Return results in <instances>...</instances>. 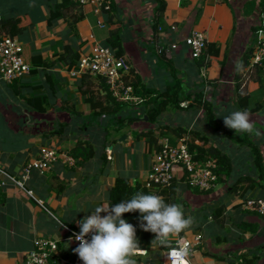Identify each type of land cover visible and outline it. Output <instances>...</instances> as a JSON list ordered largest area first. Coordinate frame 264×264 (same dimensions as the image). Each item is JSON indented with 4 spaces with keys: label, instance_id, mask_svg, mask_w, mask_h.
Returning a JSON list of instances; mask_svg holds the SVG:
<instances>
[{
    "label": "crops",
    "instance_id": "obj_1",
    "mask_svg": "<svg viewBox=\"0 0 264 264\" xmlns=\"http://www.w3.org/2000/svg\"><path fill=\"white\" fill-rule=\"evenodd\" d=\"M62 1L43 0L38 7L31 5L27 9L26 16L19 25H14L11 29L0 25V39L5 35H10L6 33L7 31L15 32L23 28V34L14 37L19 38L24 46L28 44L34 52L40 53L44 59L54 63V66L44 70L48 71L51 78L55 80L61 100L72 102L78 99L80 101L77 110L82 111L84 116L91 114L90 107L81 105L88 102L90 93H82L79 85L80 78H70L67 74L71 68L55 62L56 56L63 54L67 45L73 46L82 55L87 54L96 44L106 45L111 31L122 26L125 37V54L131 58L134 70L145 85L172 91L177 82L184 83V88L182 85L179 93L180 99H183V96L186 98L190 95L189 91H186V86L189 84L188 76L197 73L199 78H194L198 80L195 83L200 85V94L204 95V100H213L214 113L217 117L223 118L222 123L224 122L223 116L229 115L233 111L245 109L250 111L254 125L261 135L257 137L247 134L248 138L261 150L264 167V64H255L251 59L247 68L240 70L239 73L236 69L237 63L241 61L244 54H253L258 45V30L261 16L264 13V0H165L167 7L162 13L164 31H169L171 25H176L178 31L174 36L181 40L192 31L202 32L205 35L208 42L205 52L206 65L201 69L195 67V61L191 60L185 47L177 50L175 58L168 62L165 61L166 55H161L159 52L158 46L163 43L160 42L159 45L156 39L154 41L147 40L150 32L145 29L147 26L145 18L148 17L145 13L149 5L147 3L143 5V0H115L118 9H121L125 16L124 22L116 25H108L103 15H95L92 6L83 8L69 6L62 10V16L59 19L52 20L50 17L52 9ZM153 8L155 7L152 4ZM80 12L83 20L77 23L76 30L73 31L70 22L77 19ZM11 18L17 19L12 16L5 18L0 13V20ZM99 21L103 22L105 27H100ZM211 43L216 44V48L219 50V54L216 56L210 55L208 51ZM160 61H163V64ZM183 73L188 76H183ZM29 77L36 85L43 81L40 73ZM93 82L94 85L90 87L91 93L99 96V84L97 81L93 80ZM90 88L85 87L86 90ZM33 94L36 98L45 95L43 91ZM9 98L11 99V96ZM72 105L77 106V103L73 102ZM35 106L32 107L40 111L38 103ZM12 111L15 110L12 109ZM12 111L11 109L6 111L0 104V113L2 112L3 115L6 113L8 116H15ZM201 111L206 112L202 105H200L199 112L201 113ZM196 112L198 110L190 114L194 116ZM21 113L25 114L23 110ZM171 113L172 111L167 112L169 116ZM187 115L180 117L181 122L187 119ZM162 116L164 115L162 114ZM11 117L5 118L9 121L5 125L0 124L4 125V129L0 128V162L11 176L19 177L24 165L38 157L44 140L42 134L30 136L18 133L17 131L22 125L15 124V120ZM169 118L167 117L168 120ZM163 120L164 117L161 121L159 120L158 125L170 126V122L169 124L163 123ZM3 123L5 122L3 121ZM222 123L220 124L225 130L235 132ZM145 128L144 122L132 123L124 128L125 135H128V147L133 148L136 143L131 138V133L133 131L140 133ZM89 132L93 131L89 129ZM167 133L164 136H169L173 140L179 139L173 133ZM56 141H53L55 146L68 153L77 142L75 138L62 141L56 139ZM53 142L49 141V143ZM145 144L147 149L145 151L150 153L149 161L139 159L137 169L128 158L121 160L111 144V147L109 146L107 149L112 151V160L107 159L109 162H105L103 174L100 173V160L96 158L87 163L85 167H76L74 170H69L71 168L59 162L45 174L35 172L31 180L26 183L25 189L11 182L6 189L0 192V264H22L25 255L34 249L35 240L42 237L58 243V250L53 255V264H83L78 254L73 251L76 245L68 239V234L63 227L66 226L79 232V222L84 217L91 215L95 207L109 205L107 195L119 175L126 173L127 176L136 178L145 185L155 154L150 150L151 146ZM237 153L243 154L239 155L241 161L238 164L236 162V166H240L241 170L235 168L234 177L247 176L249 181L257 182L255 188H248L247 195L252 196L257 193L264 199V185L262 186V182L259 180L260 168L256 166L254 159L244 161L243 150H238ZM243 171L245 173L241 175ZM221 189L220 191H222ZM29 191L32 192V195L27 193ZM232 211L237 215H233L235 221L243 217L244 221L258 224V234L239 233V237L242 235L243 242L240 241L242 244L239 242L240 245L233 249H230L228 242L216 245H227L225 251L215 249L211 240L208 241L206 238L209 252L212 254L199 253L193 257L194 259H191V264L233 263V255L228 256L227 254L233 252L234 255H240L239 253L242 251L247 253L248 263L264 264V218L254 213L247 216L242 209H233ZM101 215H106V213ZM62 225L64 226L61 227ZM225 227L228 228V231L232 228L229 225H225ZM217 230L215 232L219 233L220 231ZM192 232L194 231H188V233ZM233 233H236L232 235L233 239L238 240V233L236 231ZM180 235L182 236L183 233ZM153 237L155 239L154 233ZM209 237L213 238V236ZM147 250L154 254L155 258H159L161 261L166 260L165 250L156 242L144 251ZM218 252L223 254L220 255ZM139 255L136 257L137 264L147 263Z\"/></svg>",
    "mask_w": 264,
    "mask_h": 264
},
{
    "label": "trees",
    "instance_id": "obj_2",
    "mask_svg": "<svg viewBox=\"0 0 264 264\" xmlns=\"http://www.w3.org/2000/svg\"><path fill=\"white\" fill-rule=\"evenodd\" d=\"M110 1V10H104L102 15L108 25H116L120 22L119 18H117L118 16H120V11L115 0ZM143 3H151V5L153 4L155 7L154 12L157 18H155V21L152 24V30L156 32L159 27V17L163 12H165L167 3L165 0H143ZM69 6L77 7L74 4L70 3L68 0H63L61 3L57 4L56 7L51 11V19H59L62 16V10ZM82 20L83 16L80 12V16H78V18L74 21L70 22V25L73 27V31L76 30L77 23ZM20 22L21 20L19 19L11 18L6 20H0V25L9 27L11 29L12 26L19 25ZM23 31L24 29L21 28L20 30H17L15 32L10 31L9 34L11 36H18L23 34ZM124 42V28L122 26H119L115 30L111 31L106 46L114 50L116 56L123 57L125 55ZM216 47L217 45L214 43L209 44L208 51L210 55L216 56L219 54V50ZM253 54H244L243 58L239 62L243 65V69L247 68L250 65V60L252 59ZM23 56L27 63L33 67L31 75L40 73L42 74L43 81L40 84L36 85L30 80V77L28 76L21 80H17L12 84L3 83V86L0 87V104L2 108L6 111H9V109H11V111L12 109L15 110L12 111L15 116L11 117L10 115L8 116L6 113L5 115H3L1 112L0 124L5 125L7 122H9L5 119L6 117L8 119L10 117L13 118V120H15V124L17 123L18 125H22L21 128L19 127L20 129L17 131L18 133L30 136L42 134L44 140L43 146L50 145L49 141L53 136L57 139H60L61 141L75 138L77 140L76 145L70 151L69 154L76 160V164L73 168L69 170H74L76 167H85L87 163L97 158L98 160H100L99 162L101 174H103L105 171V162H109L106 157L107 146H105L104 144H106V142H110L111 144L115 142L117 134L119 135V137L125 135L126 132L124 128L129 126V124L136 122L145 123V130H142L135 140H139L140 137H142L145 143L149 144L152 148V151H155V153L160 150L159 141L161 138L164 137L165 132H171L178 138L187 137L189 149L193 154L194 159L200 162L215 159L218 163V169L216 172L219 176H221L219 178L218 183L226 184L227 182H230L231 184L230 186L227 185L228 194L224 204L213 213L214 220L211 223H207V225L203 228L205 238H209L216 245L228 242L227 244H229L230 249H233L234 247L240 245V241L243 242V239L241 238L242 235L241 237H239V233L243 234L244 232H251L253 234H258L259 225L253 222L244 221L243 217H241V219L235 222L234 225L238 230L237 239L239 241L233 239L234 236L231 235V231H228L229 233L226 234H218L215 232L216 229H221L225 226L223 222L226 219V206H228L227 203L232 201L238 195V187L242 183L249 181V177L247 176H241L234 181V164L232 156L225 152V150L219 148L217 143L211 142L206 135H202L200 132L192 133L182 127L172 128L170 126L162 127L165 132H161L162 128L157 127L158 121L164 111H173L174 109L180 108L179 93L182 89V85H180L179 82H177L172 91L170 89L161 90L153 88L145 85L141 77L134 70V68L131 69L132 75H130V77H132L131 83L135 89V93L138 96L144 98V102L139 107H137L136 105L118 103L116 99L112 96L109 86L107 85L105 78H103L102 76L94 77L91 75L83 74L80 77L79 85L83 94L90 93V98L88 102L90 103L89 107L91 109V114L89 116H84L83 112L75 109L74 105L69 106L67 101H63L59 98L55 80L51 78L52 76L48 71L44 70L46 68L54 66V63H51L50 60L44 59L40 53L34 52L31 46H29L28 44L27 46L26 44L24 46ZM81 56L82 54L80 52H77L73 46L67 45L65 46L64 53L56 56L55 62H58V64H62L65 67L69 66V68L74 69L75 67H77ZM194 61L196 68H203L206 65V54H204L200 59ZM239 71L240 70H237L238 73ZM93 80L97 81L99 84V96L95 95V93H91L90 87L94 85ZM86 86H88L90 89L86 90ZM38 91H43L45 95L30 100V94L36 93ZM8 96H11V99ZM203 98L204 95L200 94L198 96L196 95L195 100L198 101L199 104L202 105L205 111L208 113L209 125L215 130L222 131L224 136L231 139L234 143L241 146H246L251 150L253 158L255 160V164L258 168H260L259 170H261L259 180H262L261 185L263 186V157L259 147L248 138L247 133H244L243 135H238L232 130H225L224 127L220 124V122H218L217 116L214 113L213 100H204ZM20 99L24 101V104L25 102L30 101V103L35 106V104L38 103V109L40 111L35 110V108H28L26 107V105H24L27 108L26 113H28V115L30 116L32 115V119H46V121L44 122L45 124L39 122L35 124H29V116L21 113V109L16 108L15 106V101H20ZM12 101H14V103H12ZM139 108H142L141 110H144L146 112V118H143L141 112L139 113ZM64 117L67 118L65 119ZM95 118L99 119L95 120ZM104 118L111 120L109 121V125L112 126V130L107 131L106 134L103 135V142H97L96 146H94L92 142L88 139V137L92 139L93 135L91 134L90 136H86L85 134L89 133V129L94 130L95 127H100L101 124L103 126V121H105ZM62 119H65V121L62 122ZM3 121L5 123H3ZM4 125H0V128L4 129ZM50 125L52 129H49ZM119 125H121V127H119ZM70 126L71 129H69ZM29 128H31V130H29ZM47 130H50V132L47 133ZM171 142L173 144L175 143L174 141ZM249 182H252L250 188H255V186L257 185V182H255L254 180ZM189 189L190 188L188 186L182 185L178 183V181L173 180L172 184L166 188L158 187L154 190H151L147 189L146 186L143 185L138 179L121 174L116 178L114 185L112 186L107 195V199L109 201L108 203L114 206L115 204H118L124 200L130 199L136 192H143L145 194H158L162 196L167 203L181 204L184 208L186 202L183 198ZM195 191H198V193L200 194L213 192H201L198 189H195ZM247 194L248 192L244 193L243 202L233 204L235 209H241L243 203L246 202L248 199H260L262 197L259 196L257 193H254L252 196H247ZM243 211L247 216L249 214L253 215V212L245 210ZM254 214L257 215V213ZM123 218L126 219L129 223L136 226L137 236L139 238L142 249L146 250L148 247L153 246V233L145 232L140 227V213L138 211L133 213H125ZM207 220V217L203 219V221ZM196 229L198 230V228ZM209 236H213V238ZM162 249L168 251L167 248L162 247ZM207 254L212 253L208 251ZM227 255H233V258L231 257L233 263H236V259L242 256L234 255L233 252H230V254ZM240 260L241 261H239V264H251L250 262L248 263L249 260L246 255L243 256V258H241Z\"/></svg>",
    "mask_w": 264,
    "mask_h": 264
},
{
    "label": "built area",
    "instance_id": "obj_3",
    "mask_svg": "<svg viewBox=\"0 0 264 264\" xmlns=\"http://www.w3.org/2000/svg\"><path fill=\"white\" fill-rule=\"evenodd\" d=\"M68 1L79 8L92 6L97 16H101L104 10L109 11L111 8L110 0ZM98 25L105 27V24L101 21L98 22ZM157 30L156 41L158 44L160 42L163 43V45L159 44V52L162 53L163 51L161 46H167L168 49L164 53L167 58H169L172 52L179 50L181 45L188 50L192 60L200 59L206 52L208 42L202 32L192 31L186 38L181 40V38L174 36L178 31L176 25H171L169 31H164L162 26H159ZM258 37L259 42L252 59L255 64L263 65L264 13L261 16ZM23 53L24 44L19 38L5 35L0 39V82L12 84L31 75L33 67L27 63ZM131 69V63L126 57H118L110 47L96 44L92 47L90 53L82 55L77 67L73 69L75 72L73 75L102 76L105 78L112 96L118 103L140 106L144 102V98L135 93V89L130 81ZM171 141L175 143L173 144ZM159 146L160 150L154 154V161L145 183L147 189L166 188L172 184L173 180L190 188L194 187L201 192L213 191L216 188L220 178L216 172L218 169L217 161L215 159L205 162L195 160L189 149L186 137L171 140L169 136H164L160 139ZM107 154L108 160H112L109 151ZM59 162H62L69 168L74 167L76 164V160L68 152L59 150L51 145L41 147L38 157L24 165L19 177L11 176L0 162V192L6 189L11 182L25 189V185L31 180L33 173L45 174L51 171L53 166ZM27 193L32 195L31 191ZM243 209L264 217V199L248 200L243 204ZM64 229L68 234V239L78 247L79 242L74 239V234L79 232L66 226ZM177 239L190 244L192 249L190 261L195 257L196 253L206 254L209 251L206 238L199 231L192 233H188L187 231L183 233L182 236L180 235L174 239V245ZM156 243L159 245L158 242ZM57 250L58 243L56 241L45 237L38 238L34 242V249L25 255L22 264H53V255ZM165 252L167 255L168 251ZM142 253H145V251L140 254ZM162 262L163 264H167V257Z\"/></svg>",
    "mask_w": 264,
    "mask_h": 264
},
{
    "label": "rangeland",
    "instance_id": "obj_4",
    "mask_svg": "<svg viewBox=\"0 0 264 264\" xmlns=\"http://www.w3.org/2000/svg\"><path fill=\"white\" fill-rule=\"evenodd\" d=\"M41 2H43V0H0V13L5 18L12 16V17H16L17 19L23 21L25 16H26L27 9L29 7H31V5L35 6V7H38L41 4ZM147 4L149 6H147L146 13H145L148 16L147 18H145V23L147 25L145 27V29H147V31L150 32L149 38L147 37V40L151 39V40L154 41L155 39H157L156 38V33H157L158 30L156 32L153 31L152 30V26H153L152 24L154 23L155 18H157V17L155 15L154 8L152 9L151 3H147ZM143 5H145V4L143 3ZM119 11H120V16H118L117 18H119L121 23H123L124 20H125V16L123 15V12H122L121 9ZM162 20L163 19H162V14H161L160 17H159V20H158L159 26H162V23H163ZM6 33H9V32L7 31ZM158 47L160 48V46H158ZM161 47L163 48L162 53H160L162 55V54L165 53V51H167L168 48H167V46H161ZM181 47H183V46H181ZM91 51H92V49H91ZM175 52H172L170 54L169 58H166L165 61L171 62L175 58V56L177 54ZM124 57H126L130 61L132 69H133L134 66H133V62H132L131 58L129 56H127L126 54L124 55ZM149 62H150V60H149ZM160 62L163 64V61H160ZM151 64H153V62ZM74 73H75L74 70L70 69V70H68V74L67 75H69L70 78H73V79H77V78L81 77V76H76V75L74 76L73 75ZM183 76L186 77V76H188V74L183 73ZM188 77H189V84L186 86L187 87L186 91H189L190 95L188 97H186V98L183 96V99H180V101H179L180 102V108L174 109L172 111L173 114L171 113L170 116L167 114V112H169V111H164L163 112V115H164V116H162V117H164L163 123L169 124V122H170V126L172 128H180V127H182V128H186V130H188V131H190L192 133L193 132H200L202 135H206L207 138H209V140L211 142L217 143L219 148L225 150V152H227L228 154H230L232 156L233 164L235 165L234 170H235V168L236 169L238 168V170H241L240 166H238V165L236 166V162L238 164V162L241 161V158H239V155L241 156V154H243V153H239L238 154L237 152H238V150H243L244 151L243 159H244V161H246V160L254 159L251 150H249L246 147H242L241 145L238 146V144L234 143L231 139H229L226 136H224L222 131L215 130L209 125L208 113L207 112H203V111H201V113H200L199 112L200 111V104H199L198 101L195 100L196 99L195 96L196 95L197 96L200 95L201 91L199 89V87H200L199 83H195V81L198 82V80H196L194 77L199 78V76L196 73V74H191ZM130 81H132V77H131ZM183 84L184 83H180V85H183ZM2 86H3V82H0V87H2ZM183 88H184V85H183ZM34 98H36V96L34 94H30V100L34 99ZM76 98H77V96H76ZM79 101L80 100L75 99L72 102H68V104H69V106H71L73 102L77 103V106L75 105V108L77 109V108H79L78 107L79 106ZM12 103H14V101H12ZM24 105H26V107H28V108H33L32 107L33 105L30 103V101L29 102H25V104H24V101L21 100V99H20V101H15L16 108H20L21 110H23V112H25V115L29 116L28 117V123L29 124H32V123L35 124L37 122L43 124L46 121V119H39V118H34V117H33L34 119H32V115L30 116V115H28V113H26V109L27 108ZM81 105H82V107H84V106L89 107L90 103L89 102H86V103L84 102V104H81ZM132 108H136V107H132ZM141 109L142 108H139V113L141 112L142 115H143V118H146L147 117L146 116V112L144 110L141 111ZM195 110H198V112H196V114H194V116L191 115L190 113L194 112ZM187 114H189V115H187ZM184 115H187V119L184 122H181L180 117H182ZM162 117H160V119H159L160 121L162 120ZM167 117H170L169 120L167 119ZM65 119L64 120L62 119V122H64ZM96 119H99V118H95V120ZM104 119H105V121H103L104 125L102 126V124H101V126H102V127L100 126L101 128L100 127H95L94 130L91 129V131H93V132H89L88 134H85L86 136H90L91 134L93 135L92 139H90V138H88V139L92 142V144L94 146H96L97 142H103V135H105L107 131H111L112 130V126L109 125V121H111V120H109L107 118H104ZM222 119L223 118L221 116L217 117V120L220 123H222ZM181 123H183V124H181ZM158 124H159V121H158ZM158 124H157V126L162 128V126L158 125ZM222 124H224V122ZM119 127H121V125H119ZM42 128H44V127H42ZM49 129H52L51 125H50ZM69 129H71V126H70ZM48 132H50V130H47V133ZM161 132H165L163 130V128L161 129ZM165 134H168V133L165 132ZM239 134H241V133H239ZM96 136H97V138H96ZM121 137H119V135L117 134L116 138H115L116 141L112 143V146H114V151H115L116 155H118L121 158V160H123V159L127 160V158H128L130 160V162H132L135 165V169H137L136 166L138 165L139 159L145 160L147 162L149 161L150 153L146 152L147 151L146 144L143 141L142 137H140L139 140H135L136 143H135V146L133 148H130L127 145L120 143L119 140H120ZM191 138H192V136H191ZM56 139L57 138L54 137V136L51 137V142H53L54 140L56 141ZM196 142H198V141H196ZM50 145L53 146V147H56L55 146L56 144L54 142L50 143ZM104 145L109 147L111 145V143L110 142H106V144H104ZM150 150L152 151V148H150ZM108 151L110 152V155H111L112 151H110V150H106V155H107ZM152 152H155V151H152ZM236 159H238V160H236ZM153 161L154 160L152 159V163H153ZM152 163H151V165H152ZM244 173H245V171H243V173L241 175H244ZM247 174H249V173L247 172ZM247 174H245V175H247ZM123 175L127 176L128 174L123 173ZM233 179L235 181L237 178L233 177ZM260 181L262 182V180H260ZM251 184H252V182H249V181L242 183L238 187L239 188L238 195L232 201L227 203L228 206H226V208H227L226 209L227 210L226 211V219L224 220L223 223L225 225H229V226L232 227L229 230V232L231 231V235L236 234V233H233L234 231L238 232V230L234 226L235 222H237L238 220L235 221V219H234V216H237V215H235L233 213V211H232L233 209H235L233 204H238L240 201L241 202L244 201L243 195H244L245 192L247 193L249 191L248 188H250L249 186H251ZM227 185L230 186L231 185L230 182H227L226 184H219L218 183V185L216 186V188H214L212 193H202V194L198 193V191H195L196 188H194V187L190 188L189 187L190 189L188 190V192H186V194L184 195L183 199H185V202H186V205L184 206V211H185L186 215H191V216H193L195 218V224L190 230L199 231L204 236V232H203L204 226H206L207 223H211L214 220L213 213L220 206H222L224 204L225 200L227 199V194H228ZM218 186H219V188L217 189ZM215 189H216L217 192L215 191ZM220 189L222 191H220ZM209 198H212V199L210 200ZM248 200H251V199H248ZM241 209L244 210L243 206H242ZM205 217H207V219L209 221L208 220L207 221H203V219ZM238 217H240V216L238 215ZM218 227H220V226H218ZM196 228H198V230ZM63 229H64V227H63ZM217 231L218 232L220 231L218 234H226V232H228V228L224 226L221 229L218 228ZM207 240L210 241L209 238ZM211 242L213 243V246H214L215 249H220L221 251H225L227 249V245L216 246V244L212 240H211ZM199 253L200 252L196 253V255L199 254ZM150 254L151 253L148 252V250H147L145 253H142L139 256L144 258V260L147 261V264L148 263L163 264V262L159 258H155L154 254H151V255ZM218 254L221 255L223 253H219L218 252ZM239 254L242 255V256L240 258H237L235 264H239V261H241L240 259L243 258V256L246 255L247 253L246 252L244 253V251H242ZM192 259H194V258H192ZM191 262H192V260H191ZM228 264H234V263H228Z\"/></svg>",
    "mask_w": 264,
    "mask_h": 264
},
{
    "label": "clouds",
    "instance_id": "obj_5",
    "mask_svg": "<svg viewBox=\"0 0 264 264\" xmlns=\"http://www.w3.org/2000/svg\"><path fill=\"white\" fill-rule=\"evenodd\" d=\"M236 69L243 70V65L237 63ZM223 117L225 126L235 130L236 134L261 135L254 125L251 112L246 109ZM137 211L140 213V227L145 232L155 234L152 242H158L159 246L168 249L167 264H191L190 244L177 239L174 245L173 241L194 226L195 218L186 216L181 204H169L158 194L143 192H136L130 199L114 206L95 207L91 215L79 222L80 231L74 234L79 245L73 250L74 253L78 254L83 264H137L136 257L144 249L140 245L136 226L123 218L125 213Z\"/></svg>",
    "mask_w": 264,
    "mask_h": 264
},
{
    "label": "water",
    "instance_id": "obj_6",
    "mask_svg": "<svg viewBox=\"0 0 264 264\" xmlns=\"http://www.w3.org/2000/svg\"><path fill=\"white\" fill-rule=\"evenodd\" d=\"M138 135H139V132H138V131H133V132L131 133V138H132L133 140H135V139L138 137ZM119 142L122 143V144L127 145V144H128V135H124V136H122V137L120 138Z\"/></svg>",
    "mask_w": 264,
    "mask_h": 264
}]
</instances>
